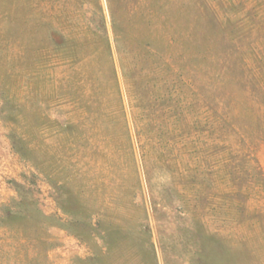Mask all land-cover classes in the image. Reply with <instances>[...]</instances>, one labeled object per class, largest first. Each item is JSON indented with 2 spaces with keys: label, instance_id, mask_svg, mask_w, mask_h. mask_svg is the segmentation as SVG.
Segmentation results:
<instances>
[{
  "label": "rangeland",
  "instance_id": "374dc122",
  "mask_svg": "<svg viewBox=\"0 0 264 264\" xmlns=\"http://www.w3.org/2000/svg\"><path fill=\"white\" fill-rule=\"evenodd\" d=\"M0 264H264V0H0Z\"/></svg>",
  "mask_w": 264,
  "mask_h": 264
}]
</instances>
